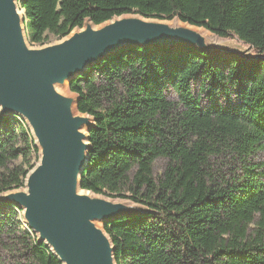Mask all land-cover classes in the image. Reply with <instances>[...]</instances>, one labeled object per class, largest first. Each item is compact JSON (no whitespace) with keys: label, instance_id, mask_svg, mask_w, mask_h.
Wrapping results in <instances>:
<instances>
[{"label":"trees","instance_id":"trees-1","mask_svg":"<svg viewBox=\"0 0 264 264\" xmlns=\"http://www.w3.org/2000/svg\"><path fill=\"white\" fill-rule=\"evenodd\" d=\"M33 45L87 21L178 20L238 38L257 59L195 48L124 49L68 86L90 116L81 189L146 208L104 223L117 264H264V0H18ZM20 116L0 115V264H61L3 200L39 159ZM160 165L163 171L159 173Z\"/></svg>","mask_w":264,"mask_h":264},{"label":"water","instance_id":"water-1","mask_svg":"<svg viewBox=\"0 0 264 264\" xmlns=\"http://www.w3.org/2000/svg\"><path fill=\"white\" fill-rule=\"evenodd\" d=\"M24 22L18 0H0V115L26 121L40 161L27 176V191L2 198L23 210L26 226L61 264H117L113 243L97 224L137 209L81 189L95 121L79 112L77 97L60 89L124 49L182 47L236 54L212 45L206 30L140 15L100 26L87 21L61 42L34 49Z\"/></svg>","mask_w":264,"mask_h":264},{"label":"rangeland","instance_id":"rangeland-1","mask_svg":"<svg viewBox=\"0 0 264 264\" xmlns=\"http://www.w3.org/2000/svg\"><path fill=\"white\" fill-rule=\"evenodd\" d=\"M21 13L23 14V12H21ZM172 22L173 23H176V22H178V20H174ZM210 35H212V34L210 33ZM26 36H27L29 45L32 48H34V49L51 46V45H54V44H57V43L61 42L56 37H50V39L48 40V42L43 47H40L38 45H33V44L30 43V41H29V33L26 32ZM212 37L213 38H209L212 45H215V46H217V47H219L221 49H224V50L232 51L233 54H236L238 56L244 57L245 59H257V58H259V56L254 52V49H252L251 47L245 45L238 38H232V39H225V40H223V39L217 38L214 35H212ZM61 89L62 90L60 92L63 93L64 95L71 96V97H76L74 94H72L70 92V90L68 88V85L66 87L61 88ZM255 160L257 162H263L264 161V151L259 152L256 155ZM39 161H40V154H39L38 162H37L36 157H34V159H33V165H35V168L39 164ZM159 169H160L159 170V173H161L163 171V166L160 165ZM17 191H27V188L25 187V188H23L21 190H17ZM14 192H16V191H14ZM96 196H98V195H96ZM98 197H103V196H98ZM104 198H106V197H104ZM106 199H108V200H115V201H118V202L127 203V204H129L131 206H135L138 213L146 211V208H144L143 206L134 204V203H132V202H130L128 200H119V199H111V198H106ZM21 216L23 218V213L21 214ZM22 223H23L24 227H27L26 224H25L24 219H23ZM97 225H98L99 228L103 229V223H98ZM4 256L5 255H2V253L0 252V259L3 258Z\"/></svg>","mask_w":264,"mask_h":264},{"label":"bare ground","instance_id":"bare-ground-1","mask_svg":"<svg viewBox=\"0 0 264 264\" xmlns=\"http://www.w3.org/2000/svg\"><path fill=\"white\" fill-rule=\"evenodd\" d=\"M206 35L209 37V38H213L212 35H210V33H206ZM62 89H60L61 91Z\"/></svg>","mask_w":264,"mask_h":264}]
</instances>
